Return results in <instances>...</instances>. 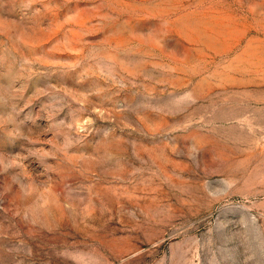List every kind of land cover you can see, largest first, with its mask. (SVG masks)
<instances>
[{
	"label": "rangeland",
	"instance_id": "obj_1",
	"mask_svg": "<svg viewBox=\"0 0 264 264\" xmlns=\"http://www.w3.org/2000/svg\"><path fill=\"white\" fill-rule=\"evenodd\" d=\"M0 264H264V0H0Z\"/></svg>",
	"mask_w": 264,
	"mask_h": 264
}]
</instances>
